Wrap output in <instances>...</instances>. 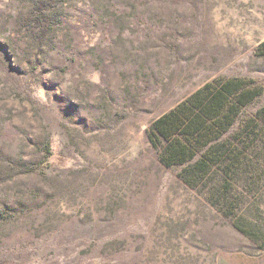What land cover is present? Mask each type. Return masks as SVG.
Listing matches in <instances>:
<instances>
[{
	"label": "rangeland",
	"instance_id": "374dc122",
	"mask_svg": "<svg viewBox=\"0 0 264 264\" xmlns=\"http://www.w3.org/2000/svg\"><path fill=\"white\" fill-rule=\"evenodd\" d=\"M263 40L264 0H0V264H264V141L226 202L147 138L216 78L263 106Z\"/></svg>",
	"mask_w": 264,
	"mask_h": 264
},
{
	"label": "trees",
	"instance_id": "16d2710c",
	"mask_svg": "<svg viewBox=\"0 0 264 264\" xmlns=\"http://www.w3.org/2000/svg\"><path fill=\"white\" fill-rule=\"evenodd\" d=\"M259 49L264 54V40ZM262 93L261 85L245 77L207 81L155 118L147 127V138L159 161L179 168L178 176L188 186L210 179L209 188L228 202L231 187L245 171H252L255 144L264 141V105L246 113ZM234 226L251 240L264 241V234H256L250 225L235 220Z\"/></svg>",
	"mask_w": 264,
	"mask_h": 264
}]
</instances>
